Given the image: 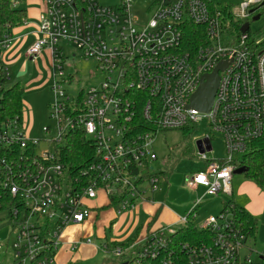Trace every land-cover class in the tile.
I'll use <instances>...</instances> for the list:
<instances>
[{"label":"built area","instance_id":"2783aa9c","mask_svg":"<svg viewBox=\"0 0 264 264\" xmlns=\"http://www.w3.org/2000/svg\"><path fill=\"white\" fill-rule=\"evenodd\" d=\"M103 1L43 0L37 39L25 57L35 59L45 49L51 55L50 125L41 128L42 139H33L22 114L0 119L2 187L27 212L24 222L13 229L12 264H57L63 229L84 223L91 212L85 202L100 193L117 206V214L150 199L147 191L158 189L162 173L153 167L154 142L161 131L195 127L207 119L211 131L219 134L224 158L209 156L214 137L205 135L197 140L202 141L197 157L204 168L185 180L186 187H203L211 196L232 194L236 169L229 162L264 135V47L247 33L225 45L223 16L220 8H212L211 0H156L145 23L133 16V0ZM262 2L241 0L233 15L247 18ZM190 24L203 29L193 51L182 43ZM13 30L0 19V90L9 88L5 56L14 45ZM63 44L95 63L103 78L99 87L81 90L76 97L65 90L71 80L60 68ZM220 63L225 65L218 73L211 109L201 113L190 108L201 77ZM73 135H83L92 148L87 167L75 174L55 153L56 145ZM200 201L195 200L178 227L195 220ZM178 227H162L140 243L113 247L104 243L102 248L122 258V264H264V251L256 261L241 257L250 236L235 218L232 203L205 219L200 227L206 231L205 240L174 246L172 235ZM8 251L0 243V253Z\"/></svg>","mask_w":264,"mask_h":264},{"label":"rangeland","instance_id":"374dc122","mask_svg":"<svg viewBox=\"0 0 264 264\" xmlns=\"http://www.w3.org/2000/svg\"><path fill=\"white\" fill-rule=\"evenodd\" d=\"M15 7L18 9H25L29 12L28 22L31 24L25 28V32L33 31L37 27L36 15L41 9V4L37 1L28 2L26 0H12ZM118 0H105V4H111ZM156 0H133L132 14L139 18L140 23H145L150 17L151 12L149 8ZM217 8L223 6H231L232 10L235 9L241 0H211ZM258 20H252L254 16L248 19L249 35L260 47H264V7L259 9ZM35 40V36L30 34L24 41L15 45V56L13 63L7 64L10 80L7 84L8 87L18 84L23 89L21 96L22 116L24 120V127L27 129L29 136L33 139H42L44 134L41 132L43 126L50 125L48 106L52 100V58L48 49H45L42 56L35 59L27 60L23 57L25 48ZM59 46H62L59 43ZM63 50L65 56L62 59L60 68L65 78H70L69 85H65V90L73 97H76L81 90L87 91L91 88H97L103 81L99 72L95 71V63L90 60H84L72 45H64ZM10 53V52H9ZM76 54V55H75ZM72 55H75L72 57ZM5 62H8V54ZM9 63V62H8ZM58 70V67L56 68ZM209 134L212 138L213 152L209 155L211 158H224L225 151L223 142L219 139V134L211 131L208 126L207 119L193 127V131L186 132L181 130H166L157 134L154 142V150L157 155V160L153 162L155 172H163L160 174L158 189L155 192L147 191V196L155 206H144L139 208L138 211H133L131 216L124 215L121 219L116 220L118 223L117 231L112 233L116 239H121L124 235L128 237L135 235L136 229L145 223L148 217H153L158 212L159 208L163 209L161 213L164 215H181L179 210L184 205L192 204L196 198L201 197V203L196 208L197 214L200 213L201 218L194 220L196 223L203 222L210 215H217L222 206L220 203H228L230 201L237 202L240 198H246L245 192L242 193L241 187L245 183V177L242 174H233L231 181L232 195L220 193L217 196L207 195L204 193L205 189L190 190L185 187V180L191 174L202 170L203 162L197 157L196 141L202 139L205 135ZM41 147L43 148L44 145ZM189 152L190 155L184 153ZM243 189V188H242ZM242 194V195H241ZM235 202V203H236ZM116 207V205H114ZM185 214V213H184ZM158 224L159 230L161 227H168L163 219ZM74 225L65 227L61 233L62 236L67 233L68 228ZM80 226V225H78ZM96 226V225H94ZM98 226L91 227L92 231L89 235L85 236L84 231H78L76 235L80 238L89 237L92 243L88 245L93 248L90 250H78V257L71 261L70 258L66 259L68 254H72L70 250L65 253L64 261L69 264H122V258H116L109 252L102 248L103 240H99L96 236H100ZM76 230L74 228L73 232ZM102 230V229H101ZM66 232V233H65ZM72 233V232H70ZM105 234L110 236L111 230L106 228ZM75 235V234H74ZM15 230L6 222L4 212H0V243L6 244L8 252L0 253V264H12L13 254L11 252L14 244ZM136 237V236H135ZM109 241V238L107 239ZM117 243H124L123 241L116 240ZM60 251V250H59ZM264 251V231L258 228L257 233L250 237L241 250V257L250 256L253 260L258 259V253ZM62 262V261H61Z\"/></svg>","mask_w":264,"mask_h":264},{"label":"trees","instance_id":"16d2710c","mask_svg":"<svg viewBox=\"0 0 264 264\" xmlns=\"http://www.w3.org/2000/svg\"><path fill=\"white\" fill-rule=\"evenodd\" d=\"M28 2L34 0H26ZM43 3V0H38ZM212 8L215 4L211 2ZM262 6L254 8L247 18L239 19L233 15L231 6H223L220 10L223 16L222 35L225 45H231L238 38L240 28L243 24L248 23V19L251 16H257L255 13ZM27 10L18 9L15 7V3L12 0H0V19L3 22L9 23L12 27H21L27 21ZM249 24V23H248ZM202 28L190 24L183 32V47L185 50L193 51L202 39ZM250 37L249 29L246 32ZM252 39V38H251ZM23 89L14 84L8 89L0 90V119L5 117H13L14 115L21 116V96ZM186 132L193 131V127L187 126L182 129ZM91 145L83 135H73L64 140L60 144L56 145L55 153H59V160L65 164L72 174L78 173L85 169L90 161ZM190 155L189 152L184 153ZM231 165L238 168H245L243 176L252 181L264 192V135L256 140L249 142L247 150L243 154H236L229 162ZM225 164V162H221ZM163 175V172L161 173ZM232 210L235 218L237 219L241 228L248 232L252 237L256 233L257 222L245 209L235 204L233 201ZM111 204V203H110ZM112 203L111 205H113ZM227 204V203H225ZM17 197H12L2 187V177H0V212L5 213L6 222L15 229L21 223L24 222L27 216V212ZM16 212V213H15ZM206 231L194 224V220H190L186 226L178 227L175 229V233L172 235V240L175 242L174 246L180 242L196 243L200 240L206 239ZM116 245H129L111 243L110 247Z\"/></svg>","mask_w":264,"mask_h":264},{"label":"crops","instance_id":"0c3cea01","mask_svg":"<svg viewBox=\"0 0 264 264\" xmlns=\"http://www.w3.org/2000/svg\"><path fill=\"white\" fill-rule=\"evenodd\" d=\"M34 1H37L38 3L41 4V9L38 11V13L36 15V18L38 19L39 13L43 10V3H41L38 0H34ZM31 2H33V1H31ZM27 17H29L28 11H27ZM37 24H38V20L35 24V27L38 26ZM30 25L31 24L28 22V18H27V21L23 26L14 27L13 35H14L15 41H14L13 47H15V45L17 43H21L22 41H24L28 36H30V34L35 36V40L37 39V33H36L37 28L34 29L33 31L30 30L28 32H25V28L29 27ZM34 41H32L25 48L23 57H25L27 48L32 43H34ZM13 47L9 50L10 53L7 52L8 62H9V63L7 62L8 65L13 63L15 51H17V47H16V50ZM42 53H41V56H42ZM7 54H6V56H7ZM6 56H5V59H6ZM26 59L30 60L28 58H26ZM202 167L204 168V164ZM186 188L196 191V190L203 188V187L198 186L195 188H188V187H186ZM203 189H205V188H203ZM241 190H242V193L245 192L247 197L246 198H240L239 201H237V202L235 201L236 203L235 202L234 203L237 204L238 206L242 207L243 209H245L252 217H254L256 219V222H257L256 233L258 231V228L260 229V231L263 232L264 231V192L258 186H256V184H254L252 181H250L248 179L245 180V183L241 187ZM197 199L202 200L201 197H198L195 200H197ZM193 203L192 204L187 203L186 205H184L183 208L179 210V213L181 212V215H174V216L164 215V216H162L161 213L163 212V209L159 208V210L155 216L148 217L145 220V223H143L142 225H140L136 229V231H135L136 233L133 237L130 238V237H128V234H127V235H124L121 239H116L115 236H117V235H114L112 233V231L113 232L117 231V226H118L117 223L118 222L116 220L119 221V219H121L124 215L131 216L133 211H138L139 208H142L146 205L147 206H155V203L151 202L150 199H147L143 202L137 203V205L135 206L134 209H131L129 211L117 214V210H118L117 206L115 207L114 205H111L110 201L105 196V194L100 193L96 199L88 200L85 202V204L87 205V207L91 211L88 219L84 223L79 224L80 226H78V225L71 226L70 228H68L67 233L65 232L66 234H64V236H62L63 239H62L61 245L59 247L60 251L59 250L57 251L56 256H55V260H56L57 264H69V262L65 263V261H64L65 253L68 252L67 250H70L72 254H68L66 256V259L71 257L70 260L73 261L78 257L77 252L79 249L80 250L93 249V248L88 246L92 243V239L89 237L80 238V236L76 235V233L78 231H84V235L87 236L91 233V231H92L91 227L92 226L93 227L98 226V227H100L99 231L101 232V235L96 236V238L99 240H103L104 241L103 244L107 243L109 245L111 243H117L116 240H120V241L124 242L121 244H129V245L130 244H136V243L142 242L149 235V233L153 232L156 228H158L157 223H159L161 221V219H163V221L166 224H168L169 226H173V227L181 226L180 219L183 218L187 214V212L192 208ZM200 203H201V201H200ZM200 203L196 206V208L200 205ZM220 204L223 207L225 202H222ZM199 211H200V213L197 214V216L195 218L196 222H197V218H201L200 217L201 216V207H200ZM196 222L194 221V224H196L199 227L203 226V224H204V221L198 222V223H196ZM94 225H96V226H94ZM74 228H76V230L73 232ZM106 228H109L111 230V234L109 237H107V235L105 234ZM70 232H72V233H70ZM87 238L90 239L89 243L86 242ZM108 238H109V241L107 240ZM76 242H78L77 247L75 249H73L74 243H76Z\"/></svg>","mask_w":264,"mask_h":264},{"label":"water","instance_id":"95a60500","mask_svg":"<svg viewBox=\"0 0 264 264\" xmlns=\"http://www.w3.org/2000/svg\"><path fill=\"white\" fill-rule=\"evenodd\" d=\"M262 6L264 7V0L262 2ZM252 12V10L250 11ZM259 15L252 18V20H258ZM249 24L245 23L240 28V33L244 34L248 31ZM225 63L218 64L215 69L210 74H205L201 77L200 84L195 91V93L191 96L189 107L197 110L201 113H207L211 109L214 96L217 90L218 82H219V71L223 70ZM206 144V149L210 151L211 145L208 139L204 140ZM196 147L202 151V141L196 142ZM245 172V168H238L234 171V174H243Z\"/></svg>","mask_w":264,"mask_h":264}]
</instances>
